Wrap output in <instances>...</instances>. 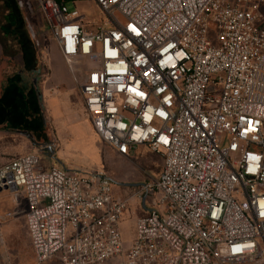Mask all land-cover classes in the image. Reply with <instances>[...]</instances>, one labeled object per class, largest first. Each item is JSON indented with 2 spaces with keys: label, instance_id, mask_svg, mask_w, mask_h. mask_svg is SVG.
<instances>
[{
  "label": "built area",
  "instance_id": "built-area-1",
  "mask_svg": "<svg viewBox=\"0 0 264 264\" xmlns=\"http://www.w3.org/2000/svg\"><path fill=\"white\" fill-rule=\"evenodd\" d=\"M22 1L82 76L97 137L162 158L129 241L133 198L104 170L45 169L39 154L2 165L37 264H264V0ZM80 2L104 18L85 23ZM43 148L55 160L56 144Z\"/></svg>",
  "mask_w": 264,
  "mask_h": 264
},
{
  "label": "rangeland",
  "instance_id": "rangeland-1",
  "mask_svg": "<svg viewBox=\"0 0 264 264\" xmlns=\"http://www.w3.org/2000/svg\"><path fill=\"white\" fill-rule=\"evenodd\" d=\"M22 3V0H0V15H14V22L11 19L2 21L14 31L6 43L14 55L7 68L9 75H14V85L11 89V82L0 80V94L11 89L9 100L5 98L2 102L5 110L0 120L8 121L15 129V132L0 135H5L6 145L14 143L16 155L11 159L39 154L45 169L61 164L71 170H104L115 183L116 197L133 198L131 211L121 223L123 238L129 241L139 215L134 197L141 184L158 176L162 158L146 147L120 155L97 137L79 87L82 76L78 72L75 76L71 74L40 14L35 11L31 16L22 8ZM68 7L73 10L71 3ZM78 9L85 16V23H99L104 18L92 2H80ZM0 33L6 34L2 26ZM5 57L3 52L0 57L3 66H7ZM20 90L22 95L18 97ZM51 142L56 144L55 160L43 148ZM17 197L20 213L25 217V197L22 194ZM15 260L16 264H37L24 229L15 241ZM45 264L61 263L52 258Z\"/></svg>",
  "mask_w": 264,
  "mask_h": 264
},
{
  "label": "crops",
  "instance_id": "crops-1",
  "mask_svg": "<svg viewBox=\"0 0 264 264\" xmlns=\"http://www.w3.org/2000/svg\"><path fill=\"white\" fill-rule=\"evenodd\" d=\"M16 7H18V5ZM3 19H11L14 22V15L5 14L4 17L0 15V26H2V28L6 32L5 35L0 33V42L3 46L2 47L0 45V57L1 55H3V52L7 56L5 57L7 61V66H3V64H0V80L2 81V83L11 82L12 84L13 83L12 77H14V75L12 76L11 74L10 76L9 72L7 71V68L9 67L8 65L10 61H13L14 55H12V51L9 49V46H7L6 43H8L10 34L13 33L14 31L12 30V28H10L11 25L6 23L4 24L2 22ZM1 68H3L2 71ZM13 85L14 84H12L11 89H13ZM11 89L6 91L4 94L2 93L0 94V116L2 114V111L5 110L4 107L5 105L4 103L2 104V102L3 100L4 102L6 101L5 98L9 100V97L11 96L10 95ZM21 93L22 91L20 90L18 97L22 95ZM11 127L12 126L8 124V121L5 122L2 121V119L0 120V133L7 134L6 132H10V131L15 132V129ZM4 136L5 135H0V167L6 164L7 162L11 161L12 160L11 158L16 155L14 143L11 145L10 144L6 145L7 142H5ZM18 194H22V193L17 191L15 188H6L0 190V264H16L15 241L16 238L18 239L20 238L23 229L25 231L26 238L30 243L29 236L25 226V217L21 215L19 210L20 203L17 197Z\"/></svg>",
  "mask_w": 264,
  "mask_h": 264
}]
</instances>
